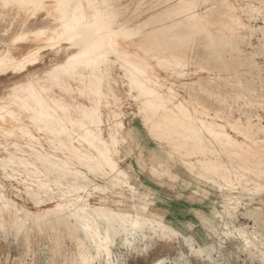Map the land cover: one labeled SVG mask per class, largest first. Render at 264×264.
Here are the masks:
<instances>
[{"label": "rangeland", "instance_id": "374dc122", "mask_svg": "<svg viewBox=\"0 0 264 264\" xmlns=\"http://www.w3.org/2000/svg\"><path fill=\"white\" fill-rule=\"evenodd\" d=\"M98 2L108 29L129 30L99 64V126L83 120L102 149L80 139L85 71L48 87L72 121L60 137L16 99L76 48L0 76V264H264V0ZM55 9L0 2V56L43 46L25 38L56 29Z\"/></svg>", "mask_w": 264, "mask_h": 264}, {"label": "bare ground", "instance_id": "6f19581e", "mask_svg": "<svg viewBox=\"0 0 264 264\" xmlns=\"http://www.w3.org/2000/svg\"><path fill=\"white\" fill-rule=\"evenodd\" d=\"M41 1L0 0L2 5L15 3L19 4L21 8L33 7L37 2L41 3ZM53 1L56 5L55 10L59 13L57 28L53 29L51 33L47 30H42L38 34L26 35V41H31L33 38L43 39L45 40V44L38 46L21 58H17L11 53L0 56V76L25 73L30 68H36L41 64L42 54L47 48H60L64 43L70 45L67 48H76L74 52L67 55L63 63L53 65L44 73V81L50 83L48 86L38 83V77L34 76L32 80L19 86V93L16 95V99L22 102V107L30 114L32 124L36 126L42 125V128L46 131L53 132L56 137H60L69 131L70 127L68 124H71L72 121H70L68 114L69 109L63 100H56L49 97L50 89L48 87L55 85L64 87L67 78L77 74L80 70L85 71L88 78L87 85L89 90L87 94L82 93V96L86 95L90 102L93 103V106L81 110L82 120L80 122L83 124L84 129H82L83 132L80 135V139L90 147L94 146L96 149H102L104 139L101 136V130H94L86 124L84 125L85 122L83 120L89 118L92 126H99L100 111L102 108L101 97L103 95L101 89L102 76L100 75L99 64L109 52L114 51L117 39L121 36L125 37V35L129 34V30L120 28L118 30L119 33H117L108 29V20L104 14L105 8L100 7L98 0H79L75 5H72V0ZM86 8H89V10ZM89 11H92V13L89 14ZM75 25H80V27L92 25V27L85 31H80L82 30L80 28L78 33H72ZM138 73L140 72L138 71L134 76L136 77ZM135 88L139 93H149L138 81ZM5 108L0 106V123L2 124L9 122L5 116H1V112ZM7 116L13 121L18 122L17 116L11 111H7ZM99 155L101 161L114 172L115 163L112 161L108 151H101ZM85 213V210L82 209V211L77 213V217L82 218ZM100 218L106 221L104 216ZM101 223L94 224L91 227L88 226L90 228L88 230L89 237H97L99 235ZM113 233L114 230H107L106 241H108L109 236Z\"/></svg>", "mask_w": 264, "mask_h": 264}]
</instances>
